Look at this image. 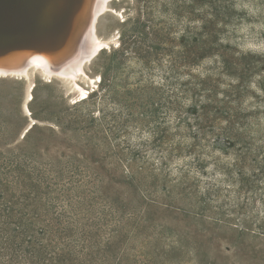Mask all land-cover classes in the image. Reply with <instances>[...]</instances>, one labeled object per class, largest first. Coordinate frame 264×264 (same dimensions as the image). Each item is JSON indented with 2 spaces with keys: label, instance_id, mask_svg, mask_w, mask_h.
Wrapping results in <instances>:
<instances>
[{
  "label": "rangeland",
  "instance_id": "1",
  "mask_svg": "<svg viewBox=\"0 0 264 264\" xmlns=\"http://www.w3.org/2000/svg\"><path fill=\"white\" fill-rule=\"evenodd\" d=\"M110 5L84 96L0 78V264H264V0Z\"/></svg>",
  "mask_w": 264,
  "mask_h": 264
},
{
  "label": "bare ground",
  "instance_id": "2",
  "mask_svg": "<svg viewBox=\"0 0 264 264\" xmlns=\"http://www.w3.org/2000/svg\"><path fill=\"white\" fill-rule=\"evenodd\" d=\"M111 1L81 0L80 10L75 15L70 30L58 50L45 55L30 51L21 52L0 59V78L13 77L28 83L24 103L27 112H29L28 103L33 99V90L36 86L34 75L37 72L46 81H52L54 78L69 80L78 87L79 95L84 96L87 90L79 85L78 80L83 74L87 76L85 66L97 57L102 49H105L100 47L102 44H111L108 38H101L96 29L99 16L107 12H118L111 7ZM87 78L90 86L91 77L87 76Z\"/></svg>",
  "mask_w": 264,
  "mask_h": 264
},
{
  "label": "water",
  "instance_id": "3",
  "mask_svg": "<svg viewBox=\"0 0 264 264\" xmlns=\"http://www.w3.org/2000/svg\"><path fill=\"white\" fill-rule=\"evenodd\" d=\"M81 0H0V59L58 50Z\"/></svg>",
  "mask_w": 264,
  "mask_h": 264
},
{
  "label": "trees",
  "instance_id": "4",
  "mask_svg": "<svg viewBox=\"0 0 264 264\" xmlns=\"http://www.w3.org/2000/svg\"><path fill=\"white\" fill-rule=\"evenodd\" d=\"M234 165H236V177H238V181L240 182H244L245 180H248V178H246L247 174L245 173L244 169L240 166L237 165V163H235ZM231 174L232 178L234 179V175H232L231 173V169H227V171L224 172ZM250 177H254V181L256 180H260L261 177H264V165L258 167L257 171L253 170V172L249 175Z\"/></svg>",
  "mask_w": 264,
  "mask_h": 264
}]
</instances>
